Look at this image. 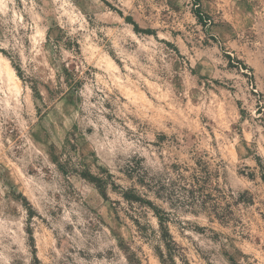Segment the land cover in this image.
I'll list each match as a JSON object with an SVG mask.
<instances>
[{"label": "clouds", "instance_id": "9594fccd", "mask_svg": "<svg viewBox=\"0 0 264 264\" xmlns=\"http://www.w3.org/2000/svg\"><path fill=\"white\" fill-rule=\"evenodd\" d=\"M0 264H264V0H0Z\"/></svg>", "mask_w": 264, "mask_h": 264}]
</instances>
